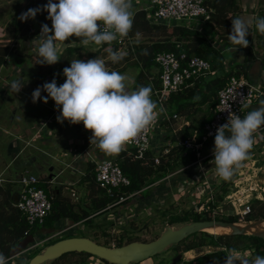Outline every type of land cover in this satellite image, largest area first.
<instances>
[{
	"label": "crops",
	"instance_id": "1",
	"mask_svg": "<svg viewBox=\"0 0 264 264\" xmlns=\"http://www.w3.org/2000/svg\"><path fill=\"white\" fill-rule=\"evenodd\" d=\"M237 1L240 9L239 16L253 21L252 27L250 28V35L254 33V31H256L257 33L254 21L257 17H264V0ZM24 3L22 5L21 3H19V6H17L15 11V16L18 14H22L29 9V3L27 5ZM145 5L147 4H144V6ZM14 20L15 17L13 21ZM13 21H11L12 31H8L4 34L2 33L3 26L6 29L8 25L0 24V39L6 37L7 34L8 36H10V39L6 40L9 41L8 44L0 45V55L3 54L2 52H5V50L8 49V53L4 55L3 58L4 62L0 64V187H11L13 196L12 203L13 205H15L14 201L17 199L21 191V185L19 184L21 177L27 173L36 176L35 172L38 171L42 174L45 172V168L49 167L50 176L42 178L43 180H48L46 182L47 184H49V189L51 191L55 190V192L62 190V194L64 196H67L66 194H70L71 192L73 193V196H75V199L78 200L79 198L77 196V190L79 189L80 184H85L83 179L87 173L88 165L90 163H93L95 165V162L105 159L115 160L119 153L108 154L101 151L96 146V144L90 145V137L92 133L90 131H87L82 123L73 125L68 121H64L63 123L58 122L57 117L60 115V111L57 109L55 103L51 99L48 100L47 104L43 103L42 100L33 103L32 93L37 87H42L46 82H51L54 78L56 79L58 86L63 84L66 79L63 75V69L65 67H70V61L73 59L85 60L87 52L94 54V58L102 57V59L106 61L110 57L100 55L106 50H109V48L104 49V45L106 44H104L103 46H96L94 44L84 46L79 42V40H75L76 37H70L69 40L65 42L66 44L61 43V60L57 64L41 65L39 64L41 58L36 51V49L38 48V43L34 41L31 47V42L39 36L41 27L37 24V22L26 20L28 22L27 25H29L31 28V33L28 34L27 32H25L26 34L23 37L16 39L14 38ZM20 24L21 27H24L25 25L24 22H20ZM47 25L51 26V22H49ZM21 29L24 30V28ZM211 38H213L212 35L210 36V39ZM211 41L214 42V46L220 50L223 56H225L227 53H232L233 57L231 61L226 58L227 64H230V62L232 63L231 65H233V63H245L246 55L248 56V54L246 53V49L248 48L239 49L236 52H233L229 51V49L232 47L230 42H225L218 36H216L214 40L211 39ZM114 45L117 46V44L115 43L111 44V46ZM117 52L127 56V53H129L130 50L127 51L124 47H120ZM256 54L258 56H260V54H263L262 56H264V50L263 52H257ZM133 60H135V58H133ZM132 69L138 70L134 67ZM120 73L128 74V72ZM128 75L131 76V74ZM134 77H132V89H134V86L136 84V80L134 81ZM262 77L263 71L259 68V63L253 62L251 68V82L255 84H261L263 83ZM13 80H21L25 85L18 93L10 90V83ZM41 95L43 97L46 96L47 93L42 92ZM259 106L260 102L256 103L254 106L250 107V110L246 111L245 115L247 114V112L258 108ZM214 110L215 109L211 106V104L208 103L204 106L199 107V109L197 110L194 109L189 118L182 114L178 115V120L172 119L170 113H168L171 119L168 120L167 118H165V116L152 135V153L154 157L158 156L161 151H164V149H171V151H175V149H178L177 147H174L172 138L179 137L181 133H184L186 135V139L201 135L203 133L204 125L209 122L208 118L210 117L211 113H214ZM214 140L215 138L212 139L204 147L202 151L204 155L213 154V149L215 147ZM254 144L255 146L259 145L263 148V153H261V155L264 156V127L259 129L257 133H255ZM260 144H262V146ZM170 145H172V148H169ZM190 154L192 153L186 152L182 155V158H180V152H173L172 158L174 162L172 160L171 163L180 165V161H182V163H184V166L181 169L176 168L177 166L168 167V174L164 178L157 180L147 188L150 189V194L146 199L142 198L140 200L134 198L132 199V201H149L147 199L152 193V188H157L158 190L156 189V192L159 190H167V195H172V190H177V195L180 196V187L188 188L189 186L186 185V183L189 179H192L191 181L193 182V180L200 177L203 172L210 173V171L215 170V165L211 163V158L195 165L197 156L193 154L196 156V159L192 160L189 156ZM170 160L171 158L169 157L166 163L168 164ZM55 167L59 168L57 176H54ZM67 171H69V174L63 181H61L62 179L59 177L61 175H65ZM212 173H210V176H213ZM236 173L239 174L240 172ZM262 174L258 176L257 173H255V175H250V178H252V182H254V184L257 182V184L262 189L259 190V188L257 187L253 188L254 185L251 183V181H249L246 186H251L249 189V193H247V196H242L244 201H248L250 203L251 201L249 200H251V198H253L255 195L258 198L263 199V196L261 195H264V168ZM240 182H242V180ZM225 183L224 187H229L228 185L225 186ZM230 188H232L231 184ZM67 191L69 192L67 193ZM176 198L180 200V197L176 196ZM1 199H3L2 196H0V200ZM232 200L238 199L232 198L230 199V203L232 202ZM76 205L77 209H80L82 207L87 208L84 207L81 203H78ZM134 205L132 206L133 208ZM108 209H110V212L111 210L114 211L115 208ZM108 214L109 213H105L101 216H105ZM96 215H93L92 217ZM61 223L63 227L62 230L64 229L70 231L74 228L76 229L78 226L85 225L80 223L74 224L70 220H62ZM94 224H89L88 227L96 226ZM53 230H55L54 234L58 232V230L56 229ZM53 230H42V233L35 235L34 237L38 239L36 243H38V241H41V238L45 236L47 237L49 235H54L52 234ZM33 246L34 245H31L30 248ZM203 248H206L204 249V253ZM217 248L218 247H216V250ZM198 249L201 250L198 256L195 257L191 253L193 250L188 251L190 253L187 255L186 253L188 252H184V261L182 258L183 262L180 263L197 264V260L200 257L211 253V250H214L215 248H213V246H209V248L202 247L196 248L194 250ZM208 249L211 250L208 251ZM241 250V252L248 253L249 258L255 255L264 256V248H262L260 251L255 250V248H244ZM20 257L10 260L8 264H14L15 262L16 264H19L18 262ZM150 262L154 263L153 260H148L147 262L141 264H149Z\"/></svg>",
	"mask_w": 264,
	"mask_h": 264
},
{
	"label": "clouds",
	"instance_id": "2",
	"mask_svg": "<svg viewBox=\"0 0 264 264\" xmlns=\"http://www.w3.org/2000/svg\"><path fill=\"white\" fill-rule=\"evenodd\" d=\"M41 11H46L51 21V28L43 24L40 35L31 42V47L34 41L38 43L36 51L41 65L57 64L61 60V43L70 37L78 38L84 46L111 45L118 38L128 36L134 20L132 0H48L43 9L30 8L20 19H35ZM252 24L253 21L240 16L231 20L228 39L232 47L229 51L250 46L248 37ZM254 24L264 35V17H257ZM109 51L112 63L123 58L119 52ZM63 75L65 82L59 86L54 78L37 87L32 93L33 103L42 100L47 104L51 99L60 111L57 121L73 125L82 123L92 133L90 145L96 144L105 153L121 152L128 142L147 132L164 111L151 98L150 86L132 89L133 78L110 70L102 58L73 59L70 67L63 69ZM24 86L21 80H13L10 90L18 93ZM42 92L47 95L42 97ZM262 127L264 101L243 118L229 111L227 122L218 126L215 133L211 163L215 165L217 176L224 181L232 179L242 162L250 158L255 133ZM0 264H8L3 253H0ZM224 264H264V256L249 258L248 253L231 248L227 250Z\"/></svg>",
	"mask_w": 264,
	"mask_h": 264
},
{
	"label": "trees",
	"instance_id": "3",
	"mask_svg": "<svg viewBox=\"0 0 264 264\" xmlns=\"http://www.w3.org/2000/svg\"><path fill=\"white\" fill-rule=\"evenodd\" d=\"M47 2L48 0H29V9H43ZM206 4L214 11V13L212 14L211 22L206 24L207 30L205 29L204 31H202L199 27L190 28L185 23L165 22L162 24H154L148 18V13L144 9L142 10L141 8L137 11H134L133 27L131 29V35L133 37H136L137 34L148 36L149 34H152L156 31H161L162 35L164 36V38H160L149 43L135 44L133 48H130L129 53L132 54V56L137 60L132 66L139 70L134 89L139 86H150L152 89L151 98L158 105V101L155 98L154 93L155 91L161 90V80L159 78V74H157L158 72L157 65L155 63V57L158 53L162 52L181 53L182 50L177 49L178 43L183 45L188 55H196L209 61L212 64L213 70L215 71V74L212 76L202 78L201 80L195 82L193 86L183 90L182 92L169 95L167 110L170 112L171 117H173L175 114H182L189 118L194 109L197 110L199 107L208 103H210L215 109L218 103L217 96L219 91L226 85L227 81L232 76L242 77L251 81V68L254 62L253 55L249 53L244 64L233 63L234 66L236 65V67H234L231 65V62L230 64L226 63V57L221 54L220 50L214 46V42L211 41V39L214 40V38L218 36L225 42H230L228 35L231 30V20L240 14L238 1L207 0ZM20 16L21 14L16 15L15 20L13 21L14 38L16 39L23 37L26 34L25 32L28 34L31 33V28L29 25H27L28 22L22 21ZM47 17L48 13L46 11H41L36 15L35 19L28 20L37 22V24L41 27L43 24H48L51 22ZM20 22H24V27H21ZM21 28H24V30ZM171 29L172 31H169ZM211 32L215 35H212ZM211 35L213 38L210 39ZM107 48L111 49V51H118L120 49L118 45H104V49ZM2 53L3 54L0 55V64L4 62L3 58L4 55L8 53V49ZM86 56H89L92 59L95 57L94 54L88 52ZM262 101H264V98L259 102L261 103ZM213 114L214 113L210 114L208 121L213 118ZM185 139L186 135L181 133L179 137H173L172 141L177 142L178 140ZM175 151L176 153L180 152V158H182V155L187 152L184 148L180 147L175 149ZM175 151L172 150L168 155L160 156L161 162L156 167L154 160L155 158L152 152L148 153L146 159H137L134 150L122 149L115 160L119 163L124 175H126L131 180V186L123 188L120 191H115L113 196H110L104 189H102L100 184L96 181V167L93 163H90L88 165L87 173L83 179L84 183L89 184L88 187L92 194V202L89 208L82 207L77 209V205L62 194V190H59L53 194V192L49 189V184L46 182L48 180L42 179L40 187L44 189L51 200L52 212L47 217L45 223L41 226L31 227L19 209L13 205L11 187H0V196L3 197V199L0 200V253H3L7 258H9L13 250L24 239L40 234L42 233V230H61V228H63L61 223L62 220H70L74 224L80 223L85 225H93L95 218L105 213H109L110 209L108 208L110 206L116 204L121 199V197H126L129 194L141 192L137 196V199H146L150 194V189L147 188L157 180L164 178L168 174V167L177 166L176 168L181 169L184 166V163L182 162H180V165L171 163L173 160L172 155ZM189 156L192 160L196 159V156L193 154H190ZM169 157L171 160L167 164L166 161ZM225 189L226 187H224L223 184L222 192L226 193L227 191ZM128 202H130V200L125 201L123 204L113 206L112 208H117L118 206L125 205ZM209 208H214V204L210 203ZM93 215L96 216L92 217ZM258 219H264V204L259 205V209L254 214L245 218V220ZM205 220H224L228 222H237L239 221V218H215L213 217L212 211L205 212V214L202 216L196 212H193L192 209H189L182 216L172 217L169 221V225L189 221ZM68 237H74V235H63L62 238H57L49 242L47 246ZM94 241L97 242V240ZM135 241L137 240H129L127 243H124V240L120 238L115 246L120 247ZM102 245L109 247L114 246L112 243L108 242L103 243ZM208 246L218 247L221 249L200 257L197 260V264H224L227 250L231 248H236L238 250L244 248H255V250L260 251L262 248H264V239L253 236L216 237L203 233L194 235L172 250L177 252V257L178 255H183L184 252ZM42 250H44V248L38 250L34 249L31 251V253L29 252L22 255L19 258L18 263L28 264V262ZM25 255L26 257H23ZM69 255L80 256L81 260L78 264H85L86 259L93 257L86 253H71L63 256L62 259ZM180 262H182V260Z\"/></svg>",
	"mask_w": 264,
	"mask_h": 264
},
{
	"label": "built area",
	"instance_id": "4",
	"mask_svg": "<svg viewBox=\"0 0 264 264\" xmlns=\"http://www.w3.org/2000/svg\"><path fill=\"white\" fill-rule=\"evenodd\" d=\"M207 0H148L147 5L142 7L148 13V18L154 24L162 23H185L188 27L195 28L193 22L208 24L212 20L214 11L206 4ZM41 32H39L40 35ZM136 38L131 35V30L127 37L118 38L115 42L119 47H124L127 51L133 48ZM177 49H181V53L162 52L155 57L157 72L161 80V90L155 91L154 95L158 101V106L164 109L158 119L150 126L147 132L141 133L136 138L128 142L123 149H132L135 151L137 159H146L148 153L152 152V135L158 128L162 119L171 117L168 114L167 103L169 95L179 93L193 86L195 82L204 77L215 74L212 64L206 59L188 55L183 45L178 43ZM263 83L255 84L250 80L232 76L226 85L219 91L217 99L218 103L214 110L213 118L204 125L203 133L196 137L178 140L174 142V147L184 148L187 152H191L197 156L195 165L204 162L207 159H212L214 155H204L202 153L204 147L215 138V133L218 126L227 122L229 111L244 117L245 110L254 106L264 98V79ZM172 119L178 120L177 114L173 115ZM172 148V145L169 146ZM171 149H164L158 156H155V165L161 162L160 156L168 155ZM96 181L100 184L110 196H113L115 191H120L123 188L131 186V180L124 175L119 163L113 159H105L95 162ZM201 179H205L201 183ZM221 178L214 172L213 176L210 173L203 172L196 181L193 190V196L197 200V204H201L202 198L207 195L205 203L201 206H208L205 212L212 211L213 217L221 219L229 217H239V221L252 213L250 203L248 201L232 200L231 206L233 209H225L222 206H216L214 190L215 187L221 184ZM42 181L29 173L24 174L19 184L21 185V194L19 203L16 207L22 213L31 227L41 226L45 223L47 217L52 212V203L47 193L40 187ZM238 187V186H237ZM141 192L129 194L121 199L113 206L123 204L127 200L137 198ZM232 199L233 197L227 196ZM214 204V208L210 209L209 204ZM110 206L109 208H112ZM202 207V208H203ZM68 230H61L45 240L39 241L38 244L31 247L34 250L44 246V243L51 242L61 236ZM242 251V250H240ZM95 258V257H92ZM100 262V261H99ZM147 262V261H146ZM144 263V262H143ZM161 264V263H160Z\"/></svg>",
	"mask_w": 264,
	"mask_h": 264
},
{
	"label": "rangeland",
	"instance_id": "5",
	"mask_svg": "<svg viewBox=\"0 0 264 264\" xmlns=\"http://www.w3.org/2000/svg\"><path fill=\"white\" fill-rule=\"evenodd\" d=\"M20 2H21V5L24 2H25L24 4L27 5L29 0H0V24L8 25L6 29L3 26V31H2L3 34L8 31L10 32L12 31L11 21H13L15 17V11H16L17 6H19ZM147 3H148V0H132L133 11L139 10L141 7L144 6V4H147ZM192 25L199 27L202 31H204L205 29L207 30V25L205 24H201L199 22H193ZM49 27L51 28V26ZM169 31H172V29ZM212 35H215V34H212ZM135 38H136L135 43L137 45V44L149 43V42L158 40L160 38H164V36L162 35L161 31H156L152 34H149L148 36L143 35V34H137ZM9 39H10V36H8L7 34L6 37L0 39V45L8 44L9 41H6V40H9ZM75 40L77 41L79 39L76 38ZM58 43H61V42H58ZM121 55L123 58L118 63H112L110 58H108L106 60V66L110 68V70H115V71L123 72V73L128 72V74H131L132 77H134L135 75L137 76L138 70L132 69L133 68L132 65L137 61L136 58L133 57L132 54L130 53H127V56H125L124 54H121ZM100 56L110 57V51L106 50ZM225 57L231 61L233 56H232V53H227ZM133 58H135V60H133ZM88 59H92V58L89 56L88 57L86 56L85 61ZM234 67H236V65ZM136 76L134 77V81L136 80ZM250 109L251 108L246 109L245 113L246 111ZM168 113L170 112L168 111ZM260 145L262 146V144ZM261 153H263V148L260 147L259 145L255 146L254 144L250 152V158L242 162L241 167L235 171V174L232 177V179L229 181H224L223 179L221 180V184H219L217 188H215L214 190L216 206H222L226 210L231 209V208L233 209L230 203V199L226 198L227 196H230V198L233 197V198L239 199L238 201H240V204H241V202L243 201L242 196L245 197L247 196V193H249V189L251 185L249 187L246 186L249 181H251V183L254 185L253 188L257 187L259 188V190L262 189L257 184V182L254 184V182H252V178H250L251 177L250 175L252 174L255 175V173H257V176L262 174V171L264 168L263 167L264 160L262 159H264V156H262ZM58 170L59 168L55 167L54 176L58 175ZM214 171L215 170H212L210 171V173L212 172L214 173ZM236 172H240V173L237 174ZM35 174L40 180H42L43 177L50 176L49 167L45 168L44 173L41 174L38 171V172H35ZM68 174H69V171H67L65 175H61L59 177L62 179L61 181H63ZM191 180L192 179H189L188 182L186 183V185L189 186L188 188L180 187V196L177 195L178 194L177 190L175 191L172 190L173 194L167 195L166 194L167 190H163V191L159 190L156 192L157 188H152L151 189L152 193L150 197L147 199L149 201L140 202L139 200H137L136 202V200L134 201L130 200V202H128L127 204L120 205L117 208H115L114 211L111 210L108 215L100 216L96 218L95 224H94L96 226H91V227H88V225L78 226L76 229L74 228L71 231L68 230L58 237L62 238L63 235L65 236L67 234L74 235V236L76 235L78 237L86 236L87 238H90L92 240H97V242H100L101 244L108 242V243L114 244V246L115 244H117L120 238L124 240V243H127L129 240H137L141 242L153 241L161 235V233L164 231V229L167 226H170L169 221L172 217L182 216L189 209L190 210L192 209L193 211L195 210L196 213L202 216L205 214V210L208 209V206L203 207L200 205L202 203H205L207 199V195L202 198L201 200L202 202H200L201 204H197V200L195 196H193V190H194L195 184ZM196 180L197 178L194 179V181ZM204 180L205 179H201L200 184H203L202 182ZM241 180L242 182H240ZM224 183H225V186L226 185L229 186V187H226L225 189L227 191L226 193L222 192ZM230 184L232 185V188H230ZM80 185H79V189L77 190L78 191L77 196L79 198L78 200L75 199V196H73V193L71 192L70 194L68 193L70 189L69 191H67L68 194H66L67 195L66 198H68L73 203L75 202V204L81 203L83 204L84 207L89 208L92 202L91 201L92 200L91 191L86 183L81 186ZM52 192H55V190H52ZM176 196L180 197V200H178ZM261 196H263V199H260L255 195L253 198H251V200H249L251 201L250 206L252 209V213L248 216H251L252 214H254L259 209V205L264 204V195H261ZM133 205H134V208L132 207ZM236 218H239V217H236ZM61 230H59L58 232H61ZM48 237L50 236L44 237L42 238V240H45ZM47 245H48V242L44 243V246L42 247L40 246L36 249L38 250V249L46 248ZM207 248H209V246ZM213 248L215 249L214 250L208 249V251L211 250L212 252H214V251L220 250L219 248H217L216 250V247H213ZM204 249L206 248H203V253H204ZM200 250L201 249L193 250L191 253L195 257V256H198ZM31 251L33 250H30V253ZM189 253L190 252L186 253V255ZM176 254L177 252L175 250H170L167 253H164L162 255H159L151 259L153 260L154 263L150 262L149 264H159V263L172 264L173 260L176 257ZM23 257H26V255ZM80 260H81L80 256L69 255L66 258H63V259L61 258L60 260L56 261V263L54 264H78ZM183 261H184V258H183ZM14 264H16V262ZM85 264H107V263H104L103 261L95 257V258L86 259ZM177 264H181V263L179 262Z\"/></svg>",
	"mask_w": 264,
	"mask_h": 264
},
{
	"label": "water",
	"instance_id": "6",
	"mask_svg": "<svg viewBox=\"0 0 264 264\" xmlns=\"http://www.w3.org/2000/svg\"><path fill=\"white\" fill-rule=\"evenodd\" d=\"M257 52H263L262 47L257 43L250 45L248 49H246L247 54L250 53L253 55L254 62L259 63V68L263 71L262 79H264V56H258L256 54ZM20 194L14 201L15 205L19 203ZM193 212H195V210ZM217 228L226 229L228 232L218 234L208 232L209 229ZM54 233L55 230L52 231V234ZM203 233L216 237L253 236L264 239V219L242 220L237 222H228L224 220L182 222L167 226L161 235L153 241H135L120 247L105 246L87 237H68L44 248V250L35 255L28 264H54L63 256L71 253H86L108 264H141L169 252L194 235ZM37 240L38 239L34 236L24 239L13 250L8 258V262L29 253L31 250L30 246H35L39 243V241L36 243ZM182 258L183 255H178L173 260L172 264L179 263Z\"/></svg>",
	"mask_w": 264,
	"mask_h": 264
},
{
	"label": "flooded vegetation",
	"instance_id": "7",
	"mask_svg": "<svg viewBox=\"0 0 264 264\" xmlns=\"http://www.w3.org/2000/svg\"><path fill=\"white\" fill-rule=\"evenodd\" d=\"M248 39L250 40L251 45L252 44L254 45V43H257L264 50V35L260 34L258 31H257V33H256V31H254V33H252L248 37ZM260 55H263V54H260Z\"/></svg>",
	"mask_w": 264,
	"mask_h": 264
},
{
	"label": "bare ground",
	"instance_id": "8",
	"mask_svg": "<svg viewBox=\"0 0 264 264\" xmlns=\"http://www.w3.org/2000/svg\"><path fill=\"white\" fill-rule=\"evenodd\" d=\"M208 232L218 234V233L228 232V230L223 228H217V229H209Z\"/></svg>",
	"mask_w": 264,
	"mask_h": 264
}]
</instances>
